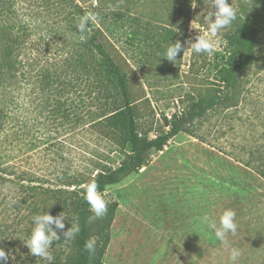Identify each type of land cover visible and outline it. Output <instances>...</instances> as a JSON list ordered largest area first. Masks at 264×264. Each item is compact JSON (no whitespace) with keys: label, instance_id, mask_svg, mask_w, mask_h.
Segmentation results:
<instances>
[{"label":"rangeland","instance_id":"374dc122","mask_svg":"<svg viewBox=\"0 0 264 264\" xmlns=\"http://www.w3.org/2000/svg\"><path fill=\"white\" fill-rule=\"evenodd\" d=\"M77 1L92 15L101 40L126 76L139 130L151 138L168 129L166 121L173 113L188 111L200 96L217 87L216 66L221 55L230 52L227 37L238 21L259 23L264 18V0H228L238 10V18L213 37L208 32V9L203 0H194L195 8L192 0ZM117 12L121 15L115 20ZM133 31L140 35L138 39ZM198 32L208 33L215 41L213 55H198L188 49L184 56L183 52L178 54L175 64L162 57L177 40L187 49L185 41H194ZM240 77L234 100L238 108L220 107L192 126L193 132L208 142L181 131L163 150L152 151L140 168L125 172L118 183L100 193L107 202L117 203L101 264H232L231 247L242 253L236 264H264V178L228 154L237 151L246 138L255 134L258 138L262 131L264 33L259 37L254 63ZM7 90V96H0V104L16 95L18 105L9 106L14 107L13 115L25 122L23 138L13 156L36 177H45V185H52L58 161L52 149L44 150L56 141V133L38 115L36 82L24 81ZM256 126L257 131L250 129ZM116 145L103 161L104 169L117 167L126 158L129 148ZM88 148L89 152L94 148L93 140ZM109 148L107 144L105 149ZM10 192H5L7 200L12 197ZM227 209L236 212L239 225L237 234L229 235L230 248L222 247L202 223L206 215L218 222ZM91 223L99 228L102 220L93 213ZM28 237L16 233L9 244L0 245L9 253L7 264L48 263L30 254L21 240ZM73 252L70 241L63 257L67 259Z\"/></svg>","mask_w":264,"mask_h":264},{"label":"trees","instance_id":"16d2710c","mask_svg":"<svg viewBox=\"0 0 264 264\" xmlns=\"http://www.w3.org/2000/svg\"><path fill=\"white\" fill-rule=\"evenodd\" d=\"M86 14L90 12L77 0H0V96H7L8 86L36 82L38 115L56 133V141L44 151L52 149L58 161L52 185H45V177L23 168L12 153L24 134L25 122L13 115L14 107H10L19 98L11 95L10 102L0 104V245L9 244L16 233L30 236L33 216L63 213L64 230L77 222L80 232L65 241L58 230L61 239L52 244V264H101L117 203H107L102 224L95 228L93 212L84 199L87 187L94 183L102 193L125 172L140 168L152 151L163 150L181 131L208 142L194 133L192 126L220 107L238 108L234 100L239 94L240 74L254 63L264 33V18L259 23L241 18L227 37L230 52L221 55L216 66L217 87L200 96L188 111L173 113L166 121L168 129L151 138L139 130L127 78L101 40V30L91 19L85 32L76 27ZM113 15L117 20L121 14ZM133 37L140 35L133 31ZM261 128L258 138L256 134L246 138L237 151L228 154L264 178V119ZM91 140L94 148L89 152ZM116 144L129 148L126 158L117 167L104 169L102 163ZM7 190H12L10 200ZM89 239L95 240L94 252L85 249ZM70 241L74 252L65 259Z\"/></svg>","mask_w":264,"mask_h":264},{"label":"clouds","instance_id":"9594fccd","mask_svg":"<svg viewBox=\"0 0 264 264\" xmlns=\"http://www.w3.org/2000/svg\"><path fill=\"white\" fill-rule=\"evenodd\" d=\"M207 5V14L205 18L208 23V32L213 36H217L223 30L232 26V24L238 18V10L228 2V0H203ZM194 0H192L193 7ZM195 8V7H193ZM214 9V10H213ZM214 17V19H213ZM93 17L90 14H86L80 22L76 25L80 33L87 30L89 20ZM193 29V23L191 25ZM189 46L185 49L184 44L177 40L175 43L169 45L162 57L166 58L169 62L175 64L178 54L183 52V56L188 49H192L196 54H206L211 56L216 51L215 41L208 38V33L201 34L198 32L195 40L189 39L185 41ZM182 56V58H183ZM84 199L89 204L90 210L94 213L95 218H101L107 213V201L102 197L98 191L96 184H90L84 195ZM34 227L30 236L27 239H21L24 245L29 249L31 255H35L38 258L45 259L52 264L54 256L49 249L54 241L61 239L62 233L64 240H71L80 232V227L77 222L71 223V227L68 230L65 229V218L63 213L58 216H53L46 212L45 214H38L32 218ZM202 223L207 229L214 233L215 238L220 242L224 248H230L229 235L235 236L238 232V222L236 220V212L231 209L223 211L217 222L215 219L204 216ZM53 225L55 227H53ZM85 249L89 252L95 250V240L89 239L85 242ZM242 255L238 248L231 247L229 259L232 264H236L238 258ZM10 256L3 248H0V264H7Z\"/></svg>","mask_w":264,"mask_h":264}]
</instances>
